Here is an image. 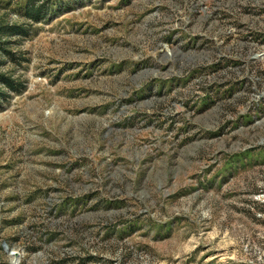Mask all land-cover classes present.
<instances>
[{
    "label": "rangeland",
    "instance_id": "rangeland-1",
    "mask_svg": "<svg viewBox=\"0 0 264 264\" xmlns=\"http://www.w3.org/2000/svg\"><path fill=\"white\" fill-rule=\"evenodd\" d=\"M14 41L0 264H264V0H52Z\"/></svg>",
    "mask_w": 264,
    "mask_h": 264
},
{
    "label": "trees",
    "instance_id": "trees-1",
    "mask_svg": "<svg viewBox=\"0 0 264 264\" xmlns=\"http://www.w3.org/2000/svg\"><path fill=\"white\" fill-rule=\"evenodd\" d=\"M51 4L52 0H27L23 22H10L0 17V66L7 60L22 62L20 52L14 51V40L29 37L33 25L47 17ZM24 88L22 81L0 67V106L10 98L11 93H19Z\"/></svg>",
    "mask_w": 264,
    "mask_h": 264
},
{
    "label": "water",
    "instance_id": "water-1",
    "mask_svg": "<svg viewBox=\"0 0 264 264\" xmlns=\"http://www.w3.org/2000/svg\"><path fill=\"white\" fill-rule=\"evenodd\" d=\"M3 247H4V249L6 250V252H7L8 254H10V255H12V256H14V257L16 258V259L12 262V264H18V262H19V260H18L19 255H18V253H16V252H12V251L10 250V248L8 247L7 244H4Z\"/></svg>",
    "mask_w": 264,
    "mask_h": 264
}]
</instances>
